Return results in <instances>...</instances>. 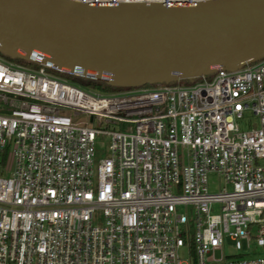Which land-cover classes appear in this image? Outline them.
<instances>
[{
	"label": "built area",
	"instance_id": "2783aa9c",
	"mask_svg": "<svg viewBox=\"0 0 264 264\" xmlns=\"http://www.w3.org/2000/svg\"><path fill=\"white\" fill-rule=\"evenodd\" d=\"M24 62L0 53V264H264V58L108 93ZM246 110L258 128L236 125Z\"/></svg>",
	"mask_w": 264,
	"mask_h": 264
},
{
	"label": "water",
	"instance_id": "95a60500",
	"mask_svg": "<svg viewBox=\"0 0 264 264\" xmlns=\"http://www.w3.org/2000/svg\"><path fill=\"white\" fill-rule=\"evenodd\" d=\"M0 53L111 87L191 82L264 58V0H0Z\"/></svg>",
	"mask_w": 264,
	"mask_h": 264
},
{
	"label": "rangeland",
	"instance_id": "374dc122",
	"mask_svg": "<svg viewBox=\"0 0 264 264\" xmlns=\"http://www.w3.org/2000/svg\"><path fill=\"white\" fill-rule=\"evenodd\" d=\"M2 56H3V58L6 61H9L10 63H17L16 59H10V58H8V57H6L4 55H2ZM17 64L24 65V66H29V67L36 68V69L39 67L36 64H26L22 60H20L19 63H17ZM46 71H47V73L53 75L54 77H58V78H61L63 80L65 79V81L67 83H69V84H71L73 86H76L79 89L84 90L81 86L72 83L69 79L66 80L67 77L65 75H63V73H60V72H57V71H54V70H48V69H46ZM187 84L188 83L182 82V85H187ZM70 116H72L71 112H70ZM74 118L77 119L78 121H87L91 127H94V128L96 127V124L95 123H90L89 122V118L86 117V116H83V115L79 116L78 115V116H75ZM235 123L240 128L241 131H248V130H250L252 128H258L259 127V121L257 120V117H255L250 110L244 111L242 113L241 118L237 119L235 121ZM100 129L105 130L106 129V125L102 124L100 126ZM108 129L109 130H118V127L109 126ZM96 142H97V145H96V148H95V155H94L95 163H97L99 159L107 158L108 155H109V152H108L109 139L107 137H100V138H98L96 140ZM224 187L225 186H224L223 179H220L219 177H217L215 175L209 176V178H208V190L211 193H218ZM213 211L217 212L218 208L214 207ZM178 212L182 213V214H185V210L183 208L178 209ZM232 253H234L233 248L231 246H228V245L225 246L224 254L225 255H230ZM215 256H216V258H218V253H216ZM179 257L182 260V262H186L189 259L188 253H187V251L185 249H182V250L179 251Z\"/></svg>",
	"mask_w": 264,
	"mask_h": 264
},
{
	"label": "trees",
	"instance_id": "16d2710c",
	"mask_svg": "<svg viewBox=\"0 0 264 264\" xmlns=\"http://www.w3.org/2000/svg\"><path fill=\"white\" fill-rule=\"evenodd\" d=\"M19 61L20 60H17L16 62L19 63ZM63 75H65L67 77L66 80L69 79L72 83L81 86L84 90L95 91V92H99V93H108V92H113V91H117V90L122 89L120 87H111V86L106 85L103 82H99V81H95V80H91V79H84L81 77L68 75V74H64V73H63ZM184 83L189 84L190 82H184Z\"/></svg>",
	"mask_w": 264,
	"mask_h": 264
}]
</instances>
